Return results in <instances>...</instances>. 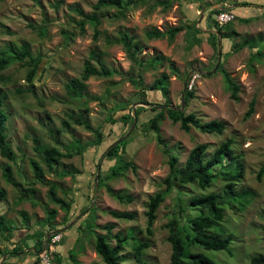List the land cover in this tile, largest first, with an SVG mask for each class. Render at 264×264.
Returning <instances> with one entry per match:
<instances>
[{
  "label": "rangeland",
  "instance_id": "1",
  "mask_svg": "<svg viewBox=\"0 0 264 264\" xmlns=\"http://www.w3.org/2000/svg\"><path fill=\"white\" fill-rule=\"evenodd\" d=\"M54 1L56 0H0V48L9 43H28L31 52L41 56L31 84L25 81L26 67L20 63H14L0 73L3 77L0 80V88L7 95L5 106L9 112L6 131L15 153L13 162L0 155V188L6 191V199L0 201V214L6 215L14 223L16 228L13 234L18 232V235L22 236L21 230L40 227L45 217V206H57L48 201V186L40 182L34 184L36 192L31 199L17 204L18 189L2 177V165L11 163L13 176L26 186L33 180L28 161L29 158H34L43 165L44 178L57 183V195L65 197L67 194L73 198V208H84V205L87 207L90 203L95 205L92 212H86L87 215L80 212L76 218L58 226L60 230L57 233L61 236L55 243L63 246L62 264H70L69 249L80 247L81 243L77 239L81 237V228L86 226L85 222L88 220L96 222L97 225L114 222L113 233H131L129 227H134L137 236L150 242L144 250L141 263L135 260L130 245H124L121 255L125 258L121 264H169L171 246L166 239L168 230L165 224L170 219L171 212L176 210L174 201L178 194L177 189L174 188L158 207L151 235L145 233L144 215L149 195L164 189L160 181L167 175L169 166L163 148L166 145L172 150V154L177 155L178 165L181 167L195 144L208 143L207 153H210L219 142L232 138L235 155L239 156L244 165V176L236 183V189L251 191L249 201L240 211L235 212L229 208L225 210L222 225L235 235L228 250L205 249L198 245H194L191 250L208 256L216 264H250L251 255L264 254V178L257 180L255 177L259 167L264 164V0H169L171 3L166 9L157 2L161 0H142L138 5L130 7L124 17L116 8L97 12L100 23L97 25L98 32L95 36L94 27L89 22L85 23L83 33L79 32L77 22L92 14V4L96 0H63L58 9L52 6ZM231 4L236 5V11L233 13L235 17L232 20L234 32L226 31L227 34H224L223 38L214 36L215 32L210 31V26L214 23L215 13L210 16L207 14V17H204L206 27L200 28L201 13L206 14L210 9ZM69 6L78 7L82 14L72 11ZM254 12L259 13L255 16ZM240 13L246 14L239 15ZM245 17L252 19L246 22L243 21ZM195 18L197 19L194 25L200 28L199 31L187 27L176 34L172 43H168L166 38L149 39L146 36V31L152 28L164 31L167 27L179 23L191 26ZM39 25L45 26L44 34L39 33ZM65 29L73 31L72 39L65 38L62 33ZM124 29L140 41L142 49L138 56L142 60L162 54L166 56L163 63L155 69H144L143 66L132 62L122 45L113 41L118 37L119 31ZM258 37H261L262 42L257 40ZM194 39L202 41L190 46L192 41H196ZM244 39L253 40V45L246 44L234 49L233 45ZM258 44H261L258 59L251 61V55L256 51ZM91 49L104 52L105 64L118 72L111 77L92 75L87 79L89 96H101L107 88L109 96L103 101L89 100L88 108L84 110L82 100L75 102L68 98L65 83L79 75L84 59L88 57ZM170 61L174 62L177 72L170 68ZM139 72L142 73L145 86L165 74L171 106H178L186 113L195 112L202 121H224L225 130L220 135L203 133L195 128L185 132L179 123H173L166 117L159 122V141L156 132L147 129L145 125L155 113L152 110L153 104H163L164 98L161 92L148 90V104H130L132 108L138 105L144 107L138 122L134 120L128 129V133L134 129V136L125 145V158L132 160L137 168L135 172L129 169L122 176L106 181L114 191L123 190L133 197L131 202H119L108 194L105 186L95 189V175L91 174L89 165L91 156L99 159L114 140L126 131L127 127H122L121 123L110 124L107 117L113 113L112 117L116 118L127 111H113L112 107L118 102L131 103L137 88L131 84L128 76H136ZM209 72L212 74L208 75ZM224 73L239 85L238 100L230 98V92L224 83ZM27 87L31 88L30 92L26 91ZM185 88L193 92V97L187 104L182 97ZM252 99L255 101L254 111L246 118L244 115ZM68 113H81L92 128L103 124L106 137L98 147H86L82 155L63 158L58 170L72 168L79 172L75 177H58L47 171L41 156L34 150L33 138L62 149L73 139H79L81 142L92 139L91 130H86L72 121L69 129L62 127L61 119L66 118ZM107 163L110 165L113 160ZM221 187L220 180L207 189L218 191ZM197 193L199 190L194 184H187L183 188L182 196L186 200L189 195ZM86 199L89 204H85ZM183 207L186 209L185 218L187 214L190 217L197 214L196 209L186 204H183ZM57 209L54 221L61 224L65 221V213L60 208ZM108 209L131 211L135 218H114L107 213ZM20 211L27 213L26 225ZM95 229L106 234L105 230ZM83 234L84 237L88 235L87 232ZM18 241L14 243L18 249L26 250L34 244V237L28 236L24 237L22 242ZM83 245L85 249L77 256L79 264H106L95 253L90 242L84 240ZM12 249V244L4 243L0 238V253ZM55 252L59 253L56 248Z\"/></svg>",
  "mask_w": 264,
  "mask_h": 264
},
{
  "label": "trees",
  "instance_id": "2",
  "mask_svg": "<svg viewBox=\"0 0 264 264\" xmlns=\"http://www.w3.org/2000/svg\"><path fill=\"white\" fill-rule=\"evenodd\" d=\"M141 1L142 0H96L95 3L92 4V14L77 22L79 32L83 33L85 23L89 22L94 27L95 36L98 32L97 25L100 23V18L97 16V12L116 8L120 15L124 17L126 11L130 7L138 5ZM62 2L63 0H56L52 3V6L55 9H58ZM157 2L162 4L164 9L168 8L171 3L169 0H161ZM69 8L80 15L82 14L81 9L78 7L69 6ZM220 10H228L234 13L232 8H227L226 6L210 9L206 14H204L201 24L204 23L205 25L206 22H204V17H207V14L210 16L212 13H217ZM258 13L259 12L255 13V16H257L256 14ZM196 19L197 18L193 20L191 26L179 23L177 25L167 27L164 31L152 28L146 31V36L149 39L166 38L168 43H172L176 34L185 30L187 27H192L197 31H199L200 28H203L204 25H201L200 28L195 27L194 24ZM251 19L252 18L250 17H246L243 21L247 22ZM210 28L217 30L221 38H223L224 34H227L226 31L228 33L234 32L232 21L220 26L213 24ZM37 29L40 34H44L46 28L43 25H39ZM62 33L67 40L72 39L74 36L73 31H70L69 29L62 30ZM216 35L217 34L214 36ZM257 40L261 41V37H258ZM113 41L120 43L124 48L127 57L132 62L143 66L144 69H155L157 65L163 63V59L166 57L162 54H155L148 57L146 60H142L138 56L142 49L140 41L136 40L135 37L130 35L125 29L119 31L118 37L114 38ZM201 41L202 39H197L196 41H192L189 45L191 46ZM252 41L244 39V41L234 44L233 47L234 49L241 48L246 44L252 46ZM260 45L261 44L257 45L256 51L251 55V61L258 59V54L261 51V48L259 47ZM103 55L104 52L97 49H91L88 57L84 59L79 75L70 78L65 83V91L68 98L75 102L82 100L84 110H87V102L89 100L96 99L103 101L109 96L108 88L101 96H89L87 92V79L92 75L111 77L113 74L118 72L116 69L110 68L105 64ZM40 62L41 56L39 54H33L28 43H21L19 45L9 43L0 48V73L14 63H20V65L26 67L24 79L29 84L33 82ZM169 65L173 72H177V68L174 66L173 61H170ZM211 74L212 72L208 73V75ZM223 77L225 87L230 92V98L238 100L239 85L231 77H229L227 73H224ZM2 78V75H0V80H2ZM128 80L135 88H137V92L133 96L131 103L118 102L114 105V107H112L113 111L116 109H127V111L116 118L112 117L113 113H110L109 117H107V121L110 124L113 125L121 123L122 127H127L126 129L124 128L126 131H123L119 137L114 140V142L102 153V156L99 159H96L95 156H91L92 160L90 159L91 162L89 165L91 174L95 175V189L97 190L98 188L105 186L108 194L119 202H131L133 197L123 190L114 191L106 181L122 176L124 172L129 169L135 172L137 168L132 160L125 158V145L131 141L134 136V129L129 133L127 131L132 126L134 120L138 122V118L140 113L144 110V107L142 105H138L135 108H132L130 104H148V90L159 91L162 93L164 98L163 104H153L152 110L155 111V113L148 119L145 125L147 129H151L156 132V137H158L159 141H161L158 129L159 122L166 117L173 123H179L181 129L185 132L190 131L191 128H195L203 133L220 135L225 130L224 121L219 119L202 121L195 112L186 113L178 106H171L168 98V81L166 80L165 74L156 77L148 86L143 84L142 73L140 72L136 76L129 74ZM26 91L30 92L31 88L27 87ZM6 97V93L4 94L0 88V155L13 162L15 161V153L11 147L10 141L8 140V134L6 131L7 120L9 118V112L5 106ZM182 97L184 103L187 104L190 98L193 97V92L185 88L183 90ZM254 103L255 101L252 99L244 115L246 118L253 113ZM70 121L84 127L86 130H91L93 132V138L85 142H81L79 139H73L70 143L64 146L63 149L56 145L44 144L36 137L33 138L34 150L41 156V161L46 166L47 171L58 177L66 175L75 177L74 175L79 172L78 170L72 168L58 170V165L63 158H70L74 155H82L86 147H98L106 137L103 124L96 128H92L90 123L83 118L81 113H68L66 118L61 119L62 127L69 129L71 126ZM125 134L126 136L124 137ZM232 144V138L224 139L218 143L213 152L207 153L209 144L205 142L197 143L189 150L181 167L178 165L177 155L172 154V150L168 149L166 145L163 148L164 153H166L169 166L167 175L160 181V185H164V189H160L149 195L148 201L145 205L146 209L144 215L146 218L145 233L147 235H151L153 233V223L156 219L158 207L174 188L177 189L178 194L174 201L176 210L171 212L172 214L170 219L165 224L168 230L166 239L171 246L169 264H216L208 256L202 253L193 252L191 248L194 245L213 250L229 249L235 235L225 229L222 225L225 217V210L229 208L236 212L244 209L251 194V191L249 190L236 189V183L244 176V165L239 156L235 155ZM109 160H113V163L110 165L107 163ZM28 162L33 172V180H31V182L26 186L22 185V183L13 176L11 163H5L1 167V174L4 180L18 189L19 195L16 198V203L19 204L24 200L31 199L36 192L34 184L36 182H40L41 184L48 186V201L57 206L49 207V204L45 206V217L40 227H26L28 230H21L23 232L22 236H31L35 239V243L32 248H26V250L24 248L19 250L17 245L14 244L17 240H19L18 242L21 240L23 241V238H20L18 232L13 234V230L16 228L14 223L8 219L6 215L0 214V238H2V241H6V243L13 245V249L8 253V256L1 262V264H32L36 262L44 251L43 245L47 238L49 239L60 230L58 228L59 225H65V223H68L72 219L76 218L80 212H85L87 215L86 212H92L95 206L93 203H90V205L86 207L83 203L84 208H73V198H71V196H67V194L65 197L57 195V183L44 178V167L41 162L34 158H29ZM84 168L87 169L88 167ZM255 177L257 180L264 178V164L259 167ZM220 180L222 181V187L220 190H208ZM187 184H194L199 190V193L189 195L188 199L184 200L182 196L183 188H185ZM204 190L206 191L204 192ZM3 199H6V191L0 188V201ZM85 204H89L87 199ZM183 204L196 209L197 214L192 217L187 214V217L185 218L184 214L186 209H184ZM57 207L65 213V221L61 222V224L54 221L58 212ZM107 213L118 219L132 220L135 218V214L131 211L108 209ZM20 216H22L26 225V219L28 217L27 213L25 211H20ZM93 216L95 218L94 214ZM85 218L86 216L83 220H85ZM85 225L86 226L81 228V237L77 239V241H80L81 243L80 247L75 250H73V247L69 249L68 258L70 260V264L80 263L77 256L85 249L83 245L84 240L91 243L95 253L99 255L106 264H121L125 258L121 255V250L126 244L130 245L135 260L138 263H141L144 250L150 245L148 240H144L135 234L136 230L134 227H129L131 233H128V231L125 233H121L120 231L113 233L112 230L115 227L114 222L97 225L96 222L94 223L93 221L88 220V222H85ZM95 228L105 230L106 234L97 231ZM84 232L88 233L86 237H84ZM112 241H114V243H112ZM58 244L55 243V246ZM6 252L8 251L6 250ZM1 259L2 256L0 257V261ZM12 259H14V261H12ZM249 262L250 264H264V254L255 253L251 255ZM53 264H62V255L60 253H54Z\"/></svg>",
  "mask_w": 264,
  "mask_h": 264
},
{
  "label": "built area",
  "instance_id": "3",
  "mask_svg": "<svg viewBox=\"0 0 264 264\" xmlns=\"http://www.w3.org/2000/svg\"><path fill=\"white\" fill-rule=\"evenodd\" d=\"M234 19V14L228 10H220L214 14V25L220 26ZM195 78V76H193ZM193 81V79H192ZM191 85V84H190ZM189 85V86H190ZM60 234L57 233L52 235L49 239L45 241L43 245V253L40 255L39 259L32 264H53V253L55 252V242L60 239Z\"/></svg>",
  "mask_w": 264,
  "mask_h": 264
},
{
  "label": "crops",
  "instance_id": "4",
  "mask_svg": "<svg viewBox=\"0 0 264 264\" xmlns=\"http://www.w3.org/2000/svg\"><path fill=\"white\" fill-rule=\"evenodd\" d=\"M237 6H239V5H237ZM227 8L228 7H231V8H233V12H235L236 10H235V7H236V5L235 4H231V5H228V6H226ZM255 8V7H254ZM203 9V8H202ZM240 11H242V10H240ZM255 13V12H254ZM246 13H240L239 15H245ZM200 16V19H199V23L201 24V20H202V18H203V16H204V14H202L201 13V15H199ZM247 16V15H246ZM198 18V17H197ZM246 18V17H245ZM201 25H204V23H202ZM200 25V26H201ZM203 27V26H202ZM204 27H206V24L204 25ZM212 29V28H211ZM214 30V29H213ZM217 31V30H216ZM216 34V33H215ZM218 35V34H217ZM220 35V34H219ZM219 37V36H218ZM24 238V236H20V238ZM19 238V239H20ZM21 238V239H22ZM62 238V237H61ZM4 242V241H3ZM21 242H22V240H21ZM4 243H6V241L4 242ZM34 243H35V239H34ZM61 243V242H60ZM7 244V243H6ZM34 245V244H33ZM32 245V246H33ZM32 246L30 247V248H32ZM62 248H63V246L60 244V245H57L56 246V251L57 252H59L61 255L63 254L62 253ZM10 251H8V252H6V251H3V253H0V257L2 256V259H1V261H0V264H1V262L8 256V253H9ZM63 256V255H62ZM12 261H14V259H12ZM62 262L64 263V258L62 257Z\"/></svg>",
  "mask_w": 264,
  "mask_h": 264
},
{
  "label": "water",
  "instance_id": "5",
  "mask_svg": "<svg viewBox=\"0 0 264 264\" xmlns=\"http://www.w3.org/2000/svg\"><path fill=\"white\" fill-rule=\"evenodd\" d=\"M210 31H213V32H215L216 34H218V36H219V38H220V35H219L218 31L213 30V29H211ZM219 49H220V41H219Z\"/></svg>",
  "mask_w": 264,
  "mask_h": 264
}]
</instances>
